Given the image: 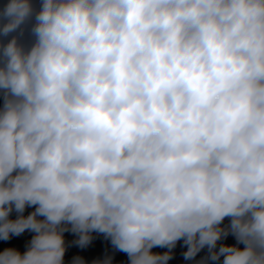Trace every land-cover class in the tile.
Returning a JSON list of instances; mask_svg holds the SVG:
<instances>
[{"label":"clouds","instance_id":"obj_1","mask_svg":"<svg viewBox=\"0 0 264 264\" xmlns=\"http://www.w3.org/2000/svg\"><path fill=\"white\" fill-rule=\"evenodd\" d=\"M26 232L0 264H264V0H0V241Z\"/></svg>","mask_w":264,"mask_h":264},{"label":"trees","instance_id":"obj_2","mask_svg":"<svg viewBox=\"0 0 264 264\" xmlns=\"http://www.w3.org/2000/svg\"><path fill=\"white\" fill-rule=\"evenodd\" d=\"M33 209L29 208L26 209L25 214L27 212L32 211ZM15 215V214H13ZM227 222V221H225ZM31 233H24L19 237H13L10 241H0V250H2L4 247L13 246L17 247L20 250H23L27 241L31 238ZM66 239L71 241L74 239L73 234L71 233H65ZM225 243H235V239L232 236H229L225 241ZM110 242L106 241L102 235H97L92 244L87 249H80L75 245H72L67 253H66V261H69L73 255L81 254L84 255L86 258L91 259L94 256L100 255L105 248H110ZM185 250V247L183 246L182 241L178 243L177 248L174 250L175 255L173 259L169 262V264H189V262L184 261L183 259V251ZM154 251H166V249L162 248H155ZM206 251V249L204 250ZM204 251L200 253V255L204 254ZM116 261H126L127 257L125 253L117 252L115 255Z\"/></svg>","mask_w":264,"mask_h":264}]
</instances>
